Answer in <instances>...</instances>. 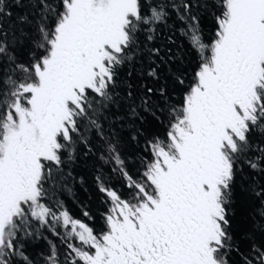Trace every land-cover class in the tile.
<instances>
[{"label":"snow or ice","instance_id":"1","mask_svg":"<svg viewBox=\"0 0 264 264\" xmlns=\"http://www.w3.org/2000/svg\"><path fill=\"white\" fill-rule=\"evenodd\" d=\"M0 264H264V0H0Z\"/></svg>","mask_w":264,"mask_h":264}]
</instances>
